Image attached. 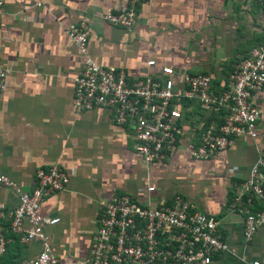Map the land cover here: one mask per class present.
<instances>
[{
  "label": "crops",
  "instance_id": "1",
  "mask_svg": "<svg viewBox=\"0 0 264 264\" xmlns=\"http://www.w3.org/2000/svg\"><path fill=\"white\" fill-rule=\"evenodd\" d=\"M126 2L3 0L0 62L7 74L0 96L1 173L30 190L38 168H64L65 189L44 198L39 214L58 220L43 232L51 254L66 264H85L97 215L111 191L151 206L180 194L198 210L215 215L223 240L236 255L216 256L210 264H246L262 257L264 226L246 244L241 216L228 209L232 184L245 179L256 159L252 143L237 139L210 161L177 153L167 156L164 166L146 169L126 131L112 123L106 110L74 112L72 79L81 58L63 33L69 23L87 28L89 56L98 64L123 69L131 79L170 65L205 73L221 85L234 59L262 41L261 7L257 0H147L136 5V22L128 31L101 20L106 8L114 12ZM148 60L155 65L147 67ZM254 103L260 110L258 142L264 147V90ZM194 128L185 124L184 140ZM146 186L153 191L146 193ZM0 200L7 210L17 202L4 189ZM0 229L7 240L1 264L31 260L39 252L36 241L19 244L6 221H0Z\"/></svg>",
  "mask_w": 264,
  "mask_h": 264
},
{
  "label": "built area",
  "instance_id": "2",
  "mask_svg": "<svg viewBox=\"0 0 264 264\" xmlns=\"http://www.w3.org/2000/svg\"><path fill=\"white\" fill-rule=\"evenodd\" d=\"M147 0H127L118 10L106 8L105 23L130 30L136 22L135 7ZM261 7L264 28V0ZM3 0H0V13ZM63 33L76 48L81 64L72 79L71 104L75 113L104 109L112 123L126 131L136 157L146 169L164 166L169 155L182 153L192 161H210L237 139L252 143L256 159L244 180L232 184L230 212L241 216L242 240L250 243L264 226V147L259 144L260 110L254 103L264 90V37L255 47L238 55L221 85L205 73L191 74L162 65L155 73L131 79L121 68L96 63L88 54L87 28L67 24ZM153 60L146 66H154ZM7 69L0 62V96ZM197 108L201 116L191 114ZM195 125L185 140L184 126ZM68 176L59 164L38 168L33 186L24 190L0 171V189L13 193L16 205L6 209L0 200V221L19 244L36 241L40 247L31 260L16 264H66L49 249L43 228L56 218L42 217L39 206L50 194L63 191ZM153 187L146 186L150 193ZM258 204L262 210L253 209ZM7 240L0 229V259ZM219 255H236L223 240L220 220L198 210L180 194L157 206L143 205L138 198L111 191L91 235L85 264H210ZM1 264V263H0ZM246 264H264L260 258Z\"/></svg>",
  "mask_w": 264,
  "mask_h": 264
},
{
  "label": "trees",
  "instance_id": "3",
  "mask_svg": "<svg viewBox=\"0 0 264 264\" xmlns=\"http://www.w3.org/2000/svg\"><path fill=\"white\" fill-rule=\"evenodd\" d=\"M191 114H198V116H201L202 115L201 113H199V111H198L197 108L192 109Z\"/></svg>",
  "mask_w": 264,
  "mask_h": 264
}]
</instances>
